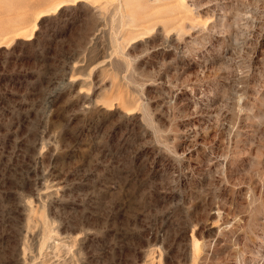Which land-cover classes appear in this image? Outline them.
<instances>
[{"label": "rangeland", "instance_id": "rangeland-1", "mask_svg": "<svg viewBox=\"0 0 264 264\" xmlns=\"http://www.w3.org/2000/svg\"><path fill=\"white\" fill-rule=\"evenodd\" d=\"M61 1L0 0V264H264V0Z\"/></svg>", "mask_w": 264, "mask_h": 264}, {"label": "bare ground", "instance_id": "bare-ground-1", "mask_svg": "<svg viewBox=\"0 0 264 264\" xmlns=\"http://www.w3.org/2000/svg\"><path fill=\"white\" fill-rule=\"evenodd\" d=\"M75 1H77V0H63V1H61V2H59V3H57L56 5H55V10H59V9H61L67 2H75ZM80 1H82V2H85V0H80ZM184 0H179V6H184ZM47 15V11H45V12H40L38 15H37V18H36V20H35V23H34V25H33V27H32V30H31V35H29V36H27V37H25V35L24 34H20V36H19V38H23L24 40H31L32 39V35H33V33L38 29L37 28V22H38V20L39 19H41V18H43L44 16H46ZM79 79V78H78Z\"/></svg>", "mask_w": 264, "mask_h": 264}]
</instances>
